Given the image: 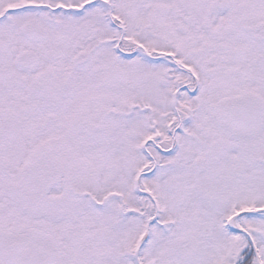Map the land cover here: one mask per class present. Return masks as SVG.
Here are the masks:
<instances>
[{
	"label": "flooded vegetation",
	"instance_id": "1",
	"mask_svg": "<svg viewBox=\"0 0 264 264\" xmlns=\"http://www.w3.org/2000/svg\"><path fill=\"white\" fill-rule=\"evenodd\" d=\"M0 231L264 264V0H0Z\"/></svg>",
	"mask_w": 264,
	"mask_h": 264
},
{
	"label": "water",
	"instance_id": "2",
	"mask_svg": "<svg viewBox=\"0 0 264 264\" xmlns=\"http://www.w3.org/2000/svg\"><path fill=\"white\" fill-rule=\"evenodd\" d=\"M48 242L33 235L21 238L0 232V264H60L57 249Z\"/></svg>",
	"mask_w": 264,
	"mask_h": 264
},
{
	"label": "rangeland",
	"instance_id": "3",
	"mask_svg": "<svg viewBox=\"0 0 264 264\" xmlns=\"http://www.w3.org/2000/svg\"><path fill=\"white\" fill-rule=\"evenodd\" d=\"M227 140H228V141H230V139H229V138H227ZM232 236H235V235H232Z\"/></svg>",
	"mask_w": 264,
	"mask_h": 264
}]
</instances>
